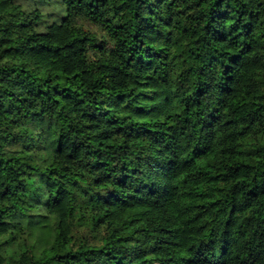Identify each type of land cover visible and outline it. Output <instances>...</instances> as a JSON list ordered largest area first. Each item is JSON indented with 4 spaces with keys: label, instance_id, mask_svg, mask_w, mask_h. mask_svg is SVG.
I'll return each mask as SVG.
<instances>
[{
    "label": "trees",
    "instance_id": "trees-1",
    "mask_svg": "<svg viewBox=\"0 0 264 264\" xmlns=\"http://www.w3.org/2000/svg\"><path fill=\"white\" fill-rule=\"evenodd\" d=\"M59 1L0 0V264H264V0Z\"/></svg>",
    "mask_w": 264,
    "mask_h": 264
},
{
    "label": "rangeland",
    "instance_id": "rangeland-1",
    "mask_svg": "<svg viewBox=\"0 0 264 264\" xmlns=\"http://www.w3.org/2000/svg\"><path fill=\"white\" fill-rule=\"evenodd\" d=\"M45 14L61 9L59 0H48ZM89 26V24H87ZM191 235L179 233L172 236L159 233L153 236L145 245L133 246V264H142L147 257H165L169 260L167 264H207L204 260L197 258L189 249ZM159 264V263H153Z\"/></svg>",
    "mask_w": 264,
    "mask_h": 264
}]
</instances>
